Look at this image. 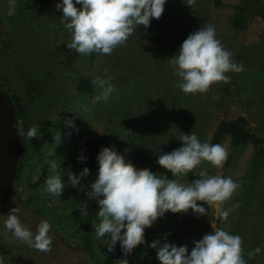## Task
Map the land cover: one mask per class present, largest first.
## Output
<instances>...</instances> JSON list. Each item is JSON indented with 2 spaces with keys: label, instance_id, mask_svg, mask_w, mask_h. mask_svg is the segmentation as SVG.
<instances>
[{
  "label": "rangeland",
  "instance_id": "obj_1",
  "mask_svg": "<svg viewBox=\"0 0 264 264\" xmlns=\"http://www.w3.org/2000/svg\"><path fill=\"white\" fill-rule=\"evenodd\" d=\"M61 2L36 0L7 22L4 31L1 18L10 17L9 0H0V87L18 99L25 125L16 188L0 209V221L18 207V199L52 217L49 223L54 226L49 232L52 250L43 253L15 239L0 222V233L7 234L0 240L21 252L16 257L12 254L14 264H89L78 243L80 236L88 233L93 264H120L125 258L128 264H160L156 249L148 246L154 240L163 243L167 236L170 243L187 245L190 253L193 240L199 241L217 228L242 237L246 264H264V3L195 0L189 7L187 0H166L161 18L137 29L126 46L116 48L111 55L85 56L67 47L71 33L64 26L62 10L56 9ZM239 16L242 23L235 26ZM203 25L215 28L216 38L244 71L226 73L229 83H215L205 94L186 95L176 86L179 78L168 59L176 56L184 40ZM96 77L111 78L115 91L107 101L95 100L99 88L94 87L91 94L77 91L81 79ZM237 116H242L249 131L262 140L257 147L262 154L258 155L251 144L232 148L225 137L220 142L227 152L222 168L204 162L187 177H179L192 183L203 170L239 183L241 187L224 205V210L231 209L227 222L218 218L215 206L209 208L198 201L208 215L197 216L191 210L167 212L145 229L146 243L130 255L125 257L119 242L115 251L109 252L106 238L97 239L94 231L99 205L87 197L94 142L102 140L100 150L114 146L138 169L175 179L157 164L159 155L182 147L180 137L192 132L200 142L208 143L219 120ZM66 118H74L78 128L70 137ZM33 125L39 126L40 138L29 140L26 133ZM58 132L62 137L59 145L54 141ZM82 152L84 163L77 160ZM54 157L59 167L52 171L49 161ZM84 167L90 175L82 178L79 187H71L67 172L79 174ZM56 174L66 184L60 197L45 190L47 178ZM236 204L238 208L233 207ZM73 212H79L80 224L72 221ZM19 219L34 234L39 222L46 220L29 210H22ZM257 247L260 253L249 258ZM0 261L5 264L1 255Z\"/></svg>",
  "mask_w": 264,
  "mask_h": 264
},
{
  "label": "clouds",
  "instance_id": "obj_2",
  "mask_svg": "<svg viewBox=\"0 0 264 264\" xmlns=\"http://www.w3.org/2000/svg\"><path fill=\"white\" fill-rule=\"evenodd\" d=\"M166 0H62L56 4L62 10L65 28L71 33L67 43L69 50L80 55H111L118 47L126 46L129 37L141 26H150L151 19H160L164 12ZM195 0H187L190 7ZM81 5L78 9L76 5ZM16 0H9L8 15L15 14ZM233 53L226 50L216 38L212 25H203L190 34L180 45L176 56L168 59L174 74L179 78L177 87L184 94H205L218 82L229 83L226 73L244 71L242 64L232 59ZM111 78L96 77L91 83L101 90L96 101L109 99L115 91ZM86 110V108H85ZM77 115V114H76ZM66 134L78 133L74 118L65 120ZM23 134V121L17 120L13 125ZM39 126L33 125L26 133L27 138L39 139ZM183 146L170 153L159 155L157 164L171 172L175 179H168L162 174L153 173L147 168H137L115 150L114 146L102 147L97 155L98 175L90 185L87 195L96 199L99 211L96 217L99 223L94 226L97 239L106 238L109 252L115 251L119 242L125 257L137 246L145 244V229L162 218L165 213H187L208 215L205 208L197 202L206 203L209 208L215 206L218 218L227 222L231 209L224 210L239 183L231 177L209 175L200 171L199 179L192 183H184L179 177H187L199 165L210 163L215 168H222L227 158L226 149L221 144L200 142L195 133L180 137ZM57 145L62 142L60 132L54 136ZM84 163L83 152L77 157ZM50 169L55 171L58 161L54 157L49 161ZM90 175L87 167L79 174L67 172V183L73 188L81 184L82 178ZM66 187L59 175L49 176L45 190L60 197ZM238 208L239 204L233 205ZM20 209H11L4 221L7 232L27 246L43 253L52 250V237L49 235L51 224L47 220L39 222L35 234L25 227L19 219ZM189 253L187 245L177 246L167 241L154 240L149 247L156 249L160 264H246L243 258V240L224 229L205 234L199 241H192ZM261 249L257 247L250 252L249 258L255 257ZM128 264L127 258L119 261ZM2 264V261H0Z\"/></svg>",
  "mask_w": 264,
  "mask_h": 264
},
{
  "label": "trees",
  "instance_id": "obj_3",
  "mask_svg": "<svg viewBox=\"0 0 264 264\" xmlns=\"http://www.w3.org/2000/svg\"><path fill=\"white\" fill-rule=\"evenodd\" d=\"M36 0H16V10H15V14L10 16L8 19L6 18H1L2 23L5 25L4 26V31L7 29L6 23L10 22L13 20V18H15L22 10H24L25 8H27L29 6V4H32L33 2H35ZM252 3H264V0H251ZM242 23V19L241 17H237L234 21V25L235 26H240ZM3 35H5V33H3ZM2 37V34L0 35ZM1 37H0V42H1ZM92 80L86 78V79H81L78 83H77V91L79 92H86L87 94H91L93 91L94 86L91 83ZM1 91H5L6 89H2L0 87ZM8 94L10 95V98L12 100V103L14 105L15 108V112H16V121L17 120H22L23 121V132H24V118H23V110L22 107L18 101V99L12 94L10 93V91H8ZM22 135L21 133L18 132V136H19V141H20V145L21 148L23 147V141H22ZM227 137L229 139V144L232 148H236L239 146H243L245 144H251L255 150L256 153L258 155L262 154V150L260 148H257L259 146V144L262 142V140L260 138H258L257 136H255L253 133H251L248 129V126L246 124L245 119L242 116H237L233 119H221L219 120L213 130V133L211 134V137L209 139L210 144H220V142L222 141L223 138ZM102 144V140L98 139L97 141L94 142L93 146H92V173L88 182V186H87V193L90 190V185L92 182L95 181V179L97 178L98 175V161H97V155L100 152V146ZM20 164L21 162L18 161V165H17V169H16V176H18V172H19V168H20ZM36 185V184H34ZM16 186H15V182L13 184V189L15 190ZM15 193V192H14ZM88 197V195H87ZM89 198V197H88ZM16 203L18 204V208L20 209V212L22 210H29L30 212H33L37 215H40L41 217L45 218L48 222L52 223L53 220L52 217L50 216H45L43 214L40 213V211L36 208H34L32 205L28 204L25 201H21L16 199ZM6 209H4L3 213H6ZM73 218L72 221L75 222L76 224H80L81 222V218H80V214L79 212H73L72 214ZM0 222H4V221H0ZM55 223V221H54ZM52 227H54L53 225H51ZM80 227V225H79ZM5 236H7V234H1L0 233V239ZM81 240H79V246L81 248V250L83 251V253L86 255V257H88L89 259V264H93L91 261V250L89 247V233L88 234H83L82 236H80ZM138 247V246H137ZM18 256L21 254V252L17 249H14L13 246L11 244L2 242L0 240V255L3 257V261H5V264H14V259H13V255Z\"/></svg>",
  "mask_w": 264,
  "mask_h": 264
},
{
  "label": "water",
  "instance_id": "obj_4",
  "mask_svg": "<svg viewBox=\"0 0 264 264\" xmlns=\"http://www.w3.org/2000/svg\"><path fill=\"white\" fill-rule=\"evenodd\" d=\"M1 35V30H0ZM16 112L10 95L0 90V209L12 197L21 152Z\"/></svg>",
  "mask_w": 264,
  "mask_h": 264
}]
</instances>
